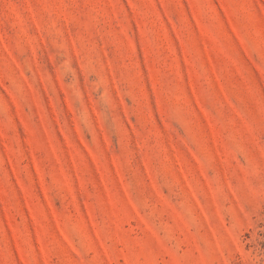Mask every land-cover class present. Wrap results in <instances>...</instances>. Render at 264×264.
Listing matches in <instances>:
<instances>
[{
  "label": "rangeland",
  "instance_id": "374dc122",
  "mask_svg": "<svg viewBox=\"0 0 264 264\" xmlns=\"http://www.w3.org/2000/svg\"><path fill=\"white\" fill-rule=\"evenodd\" d=\"M0 264H264V0H0Z\"/></svg>",
  "mask_w": 264,
  "mask_h": 264
}]
</instances>
